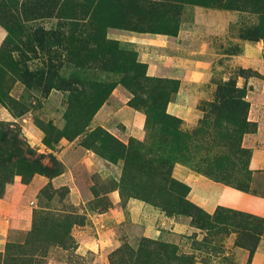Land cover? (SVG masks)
I'll return each instance as SVG.
<instances>
[{
    "label": "rangeland",
    "instance_id": "obj_1",
    "mask_svg": "<svg viewBox=\"0 0 264 264\" xmlns=\"http://www.w3.org/2000/svg\"><path fill=\"white\" fill-rule=\"evenodd\" d=\"M222 12L230 22L223 28L212 19ZM181 31L187 47L191 32L195 37L181 66L173 57L159 60L164 49L146 44L154 34L176 41ZM240 38L259 39L264 49V0H0V106L12 113L0 120V198L16 174L26 181L38 172L70 176L48 150L63 137L71 141L62 154L80 190L75 199L70 180L42 187L31 230L13 233L0 264H47L52 254L75 255L73 232L75 224L87 223L84 210L135 206L191 224L190 238L168 225L161 237L144 236L141 223L127 219L101 251L110 264H195L196 255L209 259L224 250L218 243L233 231L253 249L264 218L226 207L211 215L190 198L188 182L205 175L264 191V183L250 181L245 144L257 126L249 118L250 89L263 74L221 55L237 52ZM205 58L213 63L207 82L194 90L193 116L170 112L181 81L189 79L190 59ZM126 105L137 115L139 132L118 114ZM28 126L40 133L47 152L31 144ZM93 258L92 252L85 257Z\"/></svg>",
    "mask_w": 264,
    "mask_h": 264
},
{
    "label": "crops",
    "instance_id": "obj_2",
    "mask_svg": "<svg viewBox=\"0 0 264 264\" xmlns=\"http://www.w3.org/2000/svg\"><path fill=\"white\" fill-rule=\"evenodd\" d=\"M226 12L212 17L214 22L220 21L221 27L229 25V19ZM220 16V19L217 18ZM223 33L226 29H223ZM185 31H181L178 35V40L173 39L168 34H154L146 38V44L157 45L164 49V53L159 56V60L164 62L168 57L174 58L176 66H181L183 62V54L190 45L193 44L192 32L190 34L191 41L189 46H186L184 39ZM241 48L234 52H222L221 55L229 56L232 65L241 68H251L258 70L263 74V82L255 85L250 89L249 98L252 108L249 115L251 121L256 123V129L246 135L245 144L251 148L249 157V169L251 170L250 181L252 185H263L264 183V49L261 47V40L240 38ZM209 43H205L203 52L207 54L210 51ZM173 48L179 51V54L170 55L167 49ZM163 58V59H161ZM191 65L189 79L181 81V88L178 92L176 100L169 104L170 112L184 118L193 116L192 107L189 106L194 90L207 82L209 78V67L213 61L205 58L202 61L198 59H190ZM153 61L150 64L149 70L152 72L156 68L157 63ZM119 109L118 114L121 119L129 127L134 125L132 132H139L138 125L134 120L137 116L135 111L127 107ZM12 113L6 106H0V120H11ZM17 119L16 117H14ZM28 120V118H25ZM29 121V120H28ZM28 139L31 144L41 151L47 152L48 146L35 129L27 127ZM41 141V142H40ZM71 141L63 137L58 147L49 145L48 150L57 154L61 161L69 167L70 176L66 177L67 171L63 170L54 175H46L45 173H36L29 181H26L22 174H16L13 180L8 181L5 185L3 195L0 198V250L11 241L14 232H23L31 230L34 223L35 204L34 197L38 192L50 181L58 182L60 185L68 183L70 180L73 196L78 199L80 190L77 184V176L73 168L69 165L67 158L62 154L66 151L68 144ZM92 159V156H89ZM88 160L87 164H90ZM93 160V159H92ZM69 181V182H70ZM191 185L190 198L209 214L214 215L222 208H230L251 215H257L264 218V191L253 189H244L231 183L213 179L205 175H192L188 181ZM147 208V207H146ZM87 223L75 224L74 236L76 244L73 247L76 254L54 255L49 257L47 264H110L108 257L102 253L105 246H108L113 241L115 227L122 224L125 220H134L141 223L144 236L161 237L165 234V226H170L171 231L182 234L189 239V229L191 224L183 222L181 219L173 215H159L151 210L144 209L142 206H135L131 211L126 212L117 209L105 211L99 210H84ZM145 214V215H144ZM205 230L204 228H201ZM189 233V234H188ZM236 231H233L219 245L224 250H219L217 253L210 252L209 259H204L203 256L196 255L195 264H264V234H262L255 244L253 249L247 245L241 244L237 238ZM188 235V236H187ZM193 239V238H192ZM217 244V240H214ZM92 252L95 259L88 258V254ZM83 260V261H82Z\"/></svg>",
    "mask_w": 264,
    "mask_h": 264
},
{
    "label": "trees",
    "instance_id": "obj_3",
    "mask_svg": "<svg viewBox=\"0 0 264 264\" xmlns=\"http://www.w3.org/2000/svg\"><path fill=\"white\" fill-rule=\"evenodd\" d=\"M2 160V159H1ZM240 187V186H239ZM241 188H243V187H241ZM244 189H250V188H244Z\"/></svg>",
    "mask_w": 264,
    "mask_h": 264
}]
</instances>
